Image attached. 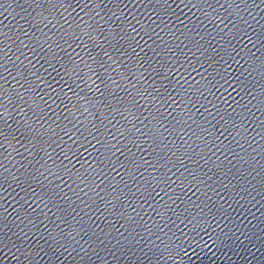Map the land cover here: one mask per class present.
I'll list each match as a JSON object with an SVG mask.
<instances>
[{"label":"water","instance_id":"water-1","mask_svg":"<svg viewBox=\"0 0 264 264\" xmlns=\"http://www.w3.org/2000/svg\"><path fill=\"white\" fill-rule=\"evenodd\" d=\"M0 264H264V0H0Z\"/></svg>","mask_w":264,"mask_h":264}]
</instances>
